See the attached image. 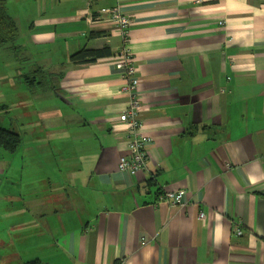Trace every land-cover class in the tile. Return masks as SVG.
Here are the masks:
<instances>
[{"label": "crops", "instance_id": "1", "mask_svg": "<svg viewBox=\"0 0 264 264\" xmlns=\"http://www.w3.org/2000/svg\"><path fill=\"white\" fill-rule=\"evenodd\" d=\"M5 2L18 34L0 51L24 64L0 78L13 99L0 127L21 136L0 146V264H264V0ZM121 46L150 138L135 174L118 169ZM82 47L110 53L72 61ZM178 189L184 204L162 198Z\"/></svg>", "mask_w": 264, "mask_h": 264}, {"label": "built area", "instance_id": "2", "mask_svg": "<svg viewBox=\"0 0 264 264\" xmlns=\"http://www.w3.org/2000/svg\"><path fill=\"white\" fill-rule=\"evenodd\" d=\"M102 12L109 15L111 25L118 28L124 38L127 37L129 19L120 12L119 8L106 7L102 9ZM118 56L120 59L114 65L116 69L123 73L125 78L124 89L130 94L128 106L119 115V119L127 124L129 140L127 144L128 153L120 156L118 169L135 174L146 165V146L150 138L142 132L143 122L140 119L141 98L136 64L130 50L126 46L119 48ZM162 198L171 205H182L186 198L185 190L167 191L162 195ZM203 215V213H200L199 216L203 217ZM233 232L236 235L241 234L238 226H234Z\"/></svg>", "mask_w": 264, "mask_h": 264}, {"label": "trees", "instance_id": "3", "mask_svg": "<svg viewBox=\"0 0 264 264\" xmlns=\"http://www.w3.org/2000/svg\"><path fill=\"white\" fill-rule=\"evenodd\" d=\"M18 34V27L15 20L8 13L5 0H0V49L3 47L14 46ZM20 49V48H19ZM21 50V49H20ZM110 51L107 48L91 49L82 47L70 55V59L76 63H85L94 61L95 59L109 55ZM39 71V70H38ZM41 72H37L36 76H27L26 82L35 81V78ZM29 83V82H28ZM32 84V83H31ZM21 143V136L10 129L0 127V146L8 153L17 151ZM23 264H43L39 259L34 258L26 261Z\"/></svg>", "mask_w": 264, "mask_h": 264}, {"label": "rangeland", "instance_id": "4", "mask_svg": "<svg viewBox=\"0 0 264 264\" xmlns=\"http://www.w3.org/2000/svg\"><path fill=\"white\" fill-rule=\"evenodd\" d=\"M9 51L10 52L6 51V49H3L2 51H0V69H2V73H0V78L5 77V76H11L12 70L15 68V64H17L16 68L14 69L15 77L16 78L20 77V72L22 71L21 67H23V64H24V59L22 57L23 56L22 51L19 48H15V49L12 48ZM6 72L7 74H3ZM25 83L28 86V90L31 91V94L33 93L34 90L35 91L42 90L41 89L42 86H40L39 81H37V83H35L33 86L29 85L28 82L26 81ZM12 85L14 89H18L20 87V85L17 83L12 84ZM9 89L10 88H7V87L4 90L0 89V113H4L6 111L5 114H7L8 113L7 111H9V104H10L9 99L13 101V99L10 97V94H8L7 92L9 91ZM33 105L34 104L32 102L31 108H33ZM3 116L4 115H2V117Z\"/></svg>", "mask_w": 264, "mask_h": 264}]
</instances>
